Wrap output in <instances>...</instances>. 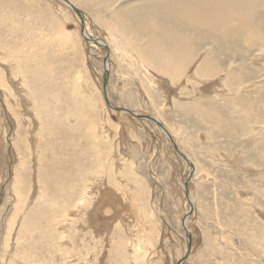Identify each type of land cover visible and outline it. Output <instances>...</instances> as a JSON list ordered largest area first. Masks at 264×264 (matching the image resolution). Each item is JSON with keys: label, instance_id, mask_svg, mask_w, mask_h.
Here are the masks:
<instances>
[{"label": "rangeland", "instance_id": "rangeland-1", "mask_svg": "<svg viewBox=\"0 0 264 264\" xmlns=\"http://www.w3.org/2000/svg\"><path fill=\"white\" fill-rule=\"evenodd\" d=\"M68 1L0 0V264H264V0L250 41Z\"/></svg>", "mask_w": 264, "mask_h": 264}, {"label": "bare ground", "instance_id": "bare-ground-1", "mask_svg": "<svg viewBox=\"0 0 264 264\" xmlns=\"http://www.w3.org/2000/svg\"><path fill=\"white\" fill-rule=\"evenodd\" d=\"M183 2H184L183 5H192L191 6V11H187V10L182 9L181 11L177 12L178 15L176 16V19L181 21L182 26H184L185 28H189V26L192 23V21H194V24H192V25H198L200 27V29L202 28V29H204V31L206 30V31H209V32H212V33L214 31H219V32H214L215 34H214V36L212 38H215L216 36L217 37H223V36L228 37L227 36V29H228V34L230 36H233V37L236 38V37H239V35H241L242 37L245 38L244 40H247V41H250L252 39V33L254 34L253 38H257V37L260 36V32H259L260 30H258V28H257L258 24H256L257 20L256 21L253 20V21H255V24H256V25H254L253 22L252 23L250 22V18L248 17V16H252L253 17V16L256 15L255 13H253V10L251 8H248V0H184ZM177 4H179V3H177ZM199 5H200V9L199 10H194V8L198 7ZM242 8L247 10L249 12V15H248V13L244 12L242 10ZM258 14L259 13H257V15ZM261 16L262 15L260 13L258 18H260ZM186 21L188 22V24L186 23ZM84 28H85V26H84ZM182 33H183V30H182ZM83 37H85V38L87 37L86 33H84V32H83ZM209 37H211V35L208 36V38ZM148 57H151V56H148ZM152 57H153V55H152ZM143 58H145V56L142 57V59ZM156 59H157V60H155L156 62L159 61L158 57ZM153 60H154V57H153ZM150 63H152L153 67L155 66L151 59H150L149 64ZM162 63H163V61H162ZM162 65L163 64H161V66ZM210 71H211L210 68L209 69H205L203 71H199V75L202 76L203 78H207L206 73L210 76V74H211ZM164 73L167 74V75L172 76V74L169 73L166 70L164 71ZM178 74H180V73H178ZM227 84H228V82H227ZM240 114H242V113H240ZM152 117H154V116H152ZM156 117H158V116L155 115L154 118L159 121V119H158L159 117L158 118H156ZM128 201H129V206H130L131 213H132V211L135 212V216H136V219H137L136 223L144 222L143 219L145 221H147L148 218L144 214V207L142 205L144 203L141 204L140 198L138 196H136V194L133 193L129 197ZM114 204L116 205V209H117L118 206H120L119 205L120 203L119 204L118 203H114ZM112 218H113V216H112ZM110 219H111V217H110ZM136 219H134V220H136ZM116 221H117V219H116ZM116 221H115V223H116ZM120 229H121L120 225H118V224L114 225V232L116 234L119 231H121ZM3 247H4V245L2 246V248ZM5 247H8V246H5ZM2 250H4V249H2ZM3 253H5V252H3ZM1 255H2V253H1ZM8 264H10V263H8Z\"/></svg>", "mask_w": 264, "mask_h": 264}, {"label": "water", "instance_id": "water-1", "mask_svg": "<svg viewBox=\"0 0 264 264\" xmlns=\"http://www.w3.org/2000/svg\"><path fill=\"white\" fill-rule=\"evenodd\" d=\"M63 1L79 15V17L81 19V23H82V17H81L80 11L77 8H75L68 0H63ZM88 41H90L89 38H88ZM92 41L98 43V41L95 40V39H92ZM108 106H110L112 109L117 110V111H120L121 110L123 112H127V113H129L130 115H132V116H134L136 118H145V119H148V120H152L162 130V132H164V134L170 139L171 143H173L174 147L178 150L177 145L172 141V138L170 137V134L168 133V131L166 130V128L164 127V125L160 121H158L157 119H155L154 117H152V116H150L148 114H138V113H136L134 111H131V110L127 109V108H119L117 106H112L109 102H108ZM186 219L187 218L185 216L183 218V220H182V225L184 227V230L186 232V235L188 236V242H189V247H190L192 238H191V235H190V233H189V231H188V229L186 227Z\"/></svg>", "mask_w": 264, "mask_h": 264}]
</instances>
